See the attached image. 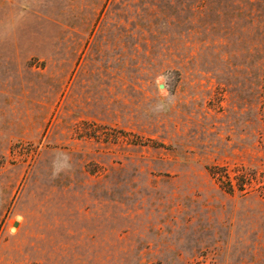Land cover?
<instances>
[{"label":"rangeland","instance_id":"1","mask_svg":"<svg viewBox=\"0 0 264 264\" xmlns=\"http://www.w3.org/2000/svg\"><path fill=\"white\" fill-rule=\"evenodd\" d=\"M0 264H264V0H0Z\"/></svg>","mask_w":264,"mask_h":264},{"label":"trees","instance_id":"2","mask_svg":"<svg viewBox=\"0 0 264 264\" xmlns=\"http://www.w3.org/2000/svg\"><path fill=\"white\" fill-rule=\"evenodd\" d=\"M210 172L212 173V174H216V168H212L211 170H210ZM222 184H223V181H222ZM225 188H226V190L228 191V192H231V191H233V185L232 184H228V185H226L225 186ZM243 187H242V185H239V189H242Z\"/></svg>","mask_w":264,"mask_h":264},{"label":"water","instance_id":"3","mask_svg":"<svg viewBox=\"0 0 264 264\" xmlns=\"http://www.w3.org/2000/svg\"><path fill=\"white\" fill-rule=\"evenodd\" d=\"M161 88H163V85L161 86Z\"/></svg>","mask_w":264,"mask_h":264}]
</instances>
